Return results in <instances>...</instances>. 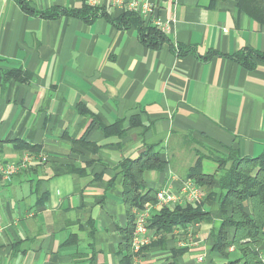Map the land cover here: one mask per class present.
<instances>
[{
  "label": "crops",
  "instance_id": "1",
  "mask_svg": "<svg viewBox=\"0 0 264 264\" xmlns=\"http://www.w3.org/2000/svg\"><path fill=\"white\" fill-rule=\"evenodd\" d=\"M26 1L37 11L89 5L114 17L151 2L170 41L190 52L178 56L170 44L153 51L135 28L102 16L90 24L65 13L45 19L16 0H0L1 159L34 157L19 174L0 177L1 263L121 264L129 219L119 165L137 159L144 145L170 160L162 172L145 173L146 188L174 194L192 166L181 158L200 147L264 155V61L249 70L234 58L247 50L264 54V23L241 12L236 0L214 7L210 0ZM13 71L30 77L5 80ZM117 122L107 136L103 128ZM204 211L210 220L186 231L150 229L152 241L133 252V264L237 260L234 248L227 257L215 249L223 226L218 200ZM226 231L232 241L235 229Z\"/></svg>",
  "mask_w": 264,
  "mask_h": 264
},
{
  "label": "trees",
  "instance_id": "2",
  "mask_svg": "<svg viewBox=\"0 0 264 264\" xmlns=\"http://www.w3.org/2000/svg\"><path fill=\"white\" fill-rule=\"evenodd\" d=\"M227 1L210 0V7ZM16 2L28 15L45 19H54L65 13V15L77 17L90 24L102 16L118 28L124 30L135 28L139 41L153 51L170 44L178 56L190 52L175 47L160 26L156 25L152 19L146 20L143 15L133 10H126L114 17L105 9L97 6L85 5L82 9L75 11L56 9L37 11L26 0H16ZM236 3L241 12L261 24L264 23V0H236ZM214 54L211 53V55ZM234 58L240 65L252 70L256 67L255 60L264 61V54L247 50L237 54ZM28 77H30L28 74L13 71L6 74L5 80L26 81ZM121 124L117 122L113 127H104V132L109 136L113 129L116 127L118 129ZM186 141L192 146L199 145L191 136H187ZM199 150L195 151L197 159L185 171V177L188 180H194L207 192L205 200L201 205H176L174 211L161 208L153 214L149 228L168 235L172 234L175 229H188L195 224L209 221L210 214L204 211V206L206 203L211 204L218 200L223 226L215 236V249L224 257L228 256L230 248L238 252L239 258L229 261L228 264H262L260 248L264 246V155L256 158H242L233 150H229L227 155L202 153ZM206 161H212L217 165L215 172L205 171ZM169 164L170 160L163 161L160 153L155 151V147L144 145L137 159H124L119 165V172L123 177L124 204L129 219L128 227L122 231L123 239L127 243L128 255L123 258L121 264H133L134 210L143 208L146 204L156 203L157 192L146 188L144 175L149 171L162 172ZM216 184H218L219 193L215 191ZM229 228L235 229L232 241L228 240L226 230Z\"/></svg>",
  "mask_w": 264,
  "mask_h": 264
},
{
  "label": "built area",
  "instance_id": "3",
  "mask_svg": "<svg viewBox=\"0 0 264 264\" xmlns=\"http://www.w3.org/2000/svg\"><path fill=\"white\" fill-rule=\"evenodd\" d=\"M121 2L122 0H117ZM92 5L97 4V0H89ZM129 10L136 11L144 16L146 20L152 19L154 23L162 28L165 32V24L162 23L156 16L155 4L147 2L144 5L129 6ZM34 157L30 154L22 157L18 161H4L1 159L0 152V177L4 179H10L16 174H19L22 170L27 168ZM46 157L42 158L45 161ZM205 196V190L198 186L197 183L191 179L185 181L180 188L178 194L172 193L170 190H160L157 192L156 203L146 204L143 208H138L134 210V221L135 230L133 234L132 250L135 254L142 251L144 247L149 245L152 241V236H150V220L154 214V210H159L161 208H170L176 205L185 204H200ZM191 228V226L189 227ZM179 229V228H178ZM187 229H179L180 232L186 231ZM260 259L262 264H264V253L260 254ZM0 264H3L0 262Z\"/></svg>",
  "mask_w": 264,
  "mask_h": 264
},
{
  "label": "rangeland",
  "instance_id": "4",
  "mask_svg": "<svg viewBox=\"0 0 264 264\" xmlns=\"http://www.w3.org/2000/svg\"><path fill=\"white\" fill-rule=\"evenodd\" d=\"M199 149V148H198ZM202 152L204 153L203 149L200 147V150L199 152ZM181 156V155H180ZM183 156V154H182ZM196 155H194L193 153H188L187 155H184L182 158H181V161H183V165H185L186 167L187 166H191L195 163L196 159H197V156L195 157ZM186 163H188L189 165H186ZM213 167H215L214 164H211L210 162L206 161L205 162V171L206 172H213Z\"/></svg>",
  "mask_w": 264,
  "mask_h": 264
}]
</instances>
